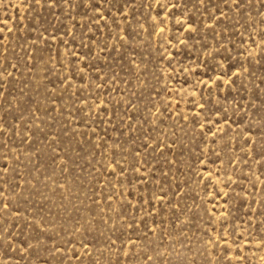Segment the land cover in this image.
Masks as SVG:
<instances>
[{
    "label": "rangeland",
    "instance_id": "obj_1",
    "mask_svg": "<svg viewBox=\"0 0 264 264\" xmlns=\"http://www.w3.org/2000/svg\"><path fill=\"white\" fill-rule=\"evenodd\" d=\"M0 264H264V0H0Z\"/></svg>",
    "mask_w": 264,
    "mask_h": 264
}]
</instances>
